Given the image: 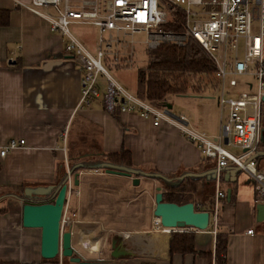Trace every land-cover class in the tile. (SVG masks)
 Masks as SVG:
<instances>
[{
  "label": "crops",
  "instance_id": "crops-1",
  "mask_svg": "<svg viewBox=\"0 0 264 264\" xmlns=\"http://www.w3.org/2000/svg\"><path fill=\"white\" fill-rule=\"evenodd\" d=\"M29 2L0 0V13H8L7 24L0 26V150L11 140L25 141L22 147L0 157V196L8 192L20 193L19 189L24 191L26 188L57 185L59 180L56 179L64 175L60 170H66L70 164L68 154L72 152L71 145L76 147L78 143L82 146L75 148L74 154L109 155L123 150L130 154L131 167L158 172L170 178L186 172L203 173L216 168L213 161L205 159L195 145L166 123L154 126L137 114L115 112L110 115L104 111L101 100L95 101L89 109H77L82 78L79 65L66 53L64 39L50 32L47 22L29 11ZM93 44L95 49V42ZM192 95H182L187 101L179 104L178 115L190 117L194 127L204 130L205 133H201L206 136H216L219 117L218 122L213 118L212 126L203 128L198 125L190 109L198 108V101H195L198 99L195 98L202 97ZM216 104L218 108L217 97ZM261 115L258 152L263 154L264 102ZM66 136L76 137L69 147L63 143ZM255 160L258 170L264 173V157ZM102 175L117 177L104 171H82L78 187L88 179ZM150 182L155 188V181ZM96 184L93 182V185ZM181 187L186 190L192 188L195 208L207 212L214 209L216 191L225 194L218 204L215 238L210 233L211 229L173 234L154 232V194L147 196L143 203L135 194L124 201L125 208L133 207V217L140 214L143 206L148 218L144 227L106 231L93 217L96 212L90 196L86 195L83 199L79 191L75 202L71 201L73 197L69 199L68 208L74 211L78 221L74 225L75 232L83 231L86 239L85 242L82 240V232L77 238L72 236L73 249L83 258L112 259L114 245L113 240L108 242V239L109 234L115 233L118 234L114 237L118 246L116 249L120 246L121 253L114 259L122 263L264 264V210L257 209L259 204H264V199L256 195L254 183L247 175L231 172L226 178L217 174L215 181L187 179ZM0 209L3 210L0 212V264L43 262L40 257V230L22 227L20 203L10 198L3 199L0 200ZM250 230L252 234L247 233ZM102 233L104 235H100ZM219 234L227 241L226 253L221 256L220 262L215 252ZM125 240H129V244ZM144 251L151 255L143 256L141 252Z\"/></svg>",
  "mask_w": 264,
  "mask_h": 264
},
{
  "label": "built area",
  "instance_id": "built-area-1",
  "mask_svg": "<svg viewBox=\"0 0 264 264\" xmlns=\"http://www.w3.org/2000/svg\"><path fill=\"white\" fill-rule=\"evenodd\" d=\"M27 8L47 22L50 32L66 39L65 51L79 65L82 78L77 109H89L101 100L104 111L110 115L137 114L154 126L166 123L195 145L205 159L213 161L217 170L231 164L239 167L253 181L256 195L264 199V173L252 159L261 142L264 0H30ZM176 13L182 18L181 33L164 28ZM70 26L91 27L96 31L94 54L70 33ZM135 35L145 36L147 50L161 44L182 46L189 39L198 43L215 68L220 123L216 136L208 137L192 130L183 115H173L162 105L128 92L109 74L111 69H126L132 64L133 41L129 43L127 39ZM127 49L131 52L125 57L120 52ZM238 77L253 78L257 83L256 93H240L236 99L229 98L230 91L238 86L235 80ZM244 86L249 91L253 89L251 84ZM24 143V140L9 141L0 150V157ZM225 147L240 153L234 155ZM74 188L69 181L60 221V232L68 227L71 237L75 235L72 226L78 221L75 213L66 217V211L69 199L80 195ZM224 198L225 194L217 190L214 209L208 212L207 230L211 229L213 238L217 233L218 204ZM152 230L164 234L199 231L163 228L155 217ZM55 259L51 264H63L60 255Z\"/></svg>",
  "mask_w": 264,
  "mask_h": 264
},
{
  "label": "water",
  "instance_id": "water-1",
  "mask_svg": "<svg viewBox=\"0 0 264 264\" xmlns=\"http://www.w3.org/2000/svg\"><path fill=\"white\" fill-rule=\"evenodd\" d=\"M9 64H11V61H9ZM262 102H264V97ZM164 107L169 111L172 108L168 104ZM259 157H264V153L257 152L252 159H258ZM82 171H104L105 174L130 178L134 186L139 184L140 179L157 181L160 186L155 189L153 216L160 220V225L163 228L170 229L193 228L205 231L209 224L207 211H197L193 203L177 205L164 202V191L179 188L183 181L187 179L192 181L201 179L215 181L217 174L226 178L231 172L237 175L240 174L241 169L231 164L219 170L214 167L212 170L203 173L186 172L175 178H170L158 172H148L123 164H114L103 159L81 160L67 168L57 185L26 188L20 193L8 192L1 195L0 200L10 198L20 203L23 228L40 230V257L44 261H51L60 255L62 258L67 259L70 264H127L115 260L111 255L112 259L108 260H86L74 252L71 246V232H60V221L68 183L71 181L73 187H78V177ZM229 196L230 190L227 191V198ZM257 209L264 210V204H259Z\"/></svg>",
  "mask_w": 264,
  "mask_h": 264
},
{
  "label": "rangeland",
  "instance_id": "rangeland-1",
  "mask_svg": "<svg viewBox=\"0 0 264 264\" xmlns=\"http://www.w3.org/2000/svg\"><path fill=\"white\" fill-rule=\"evenodd\" d=\"M256 28V27H255ZM69 31L72 35H74L78 40L81 41V43L91 52L94 54V42L96 38V33L95 30L91 27H79V26H70ZM255 33V32H254ZM59 35V34H58ZM60 36V35H59ZM61 37V36H60ZM64 39V42L67 43L66 39ZM130 43V41H133V43L130 45V48H132L133 52V61L132 64L129 65L128 68L126 69H111L109 70V74L128 92L136 95L137 92V70L139 68H142L146 65L148 61V53L150 50L145 49V36L144 35H135L133 37H130L127 39ZM121 51V50H120ZM131 52L130 49H127L125 51H121L120 53L126 57ZM236 82L238 83V86L230 91V95L228 96L231 99H236L237 95L240 93H250V94H255L256 93V86L257 83L256 81L251 78V77H238L235 79ZM100 81V77H99ZM215 82V81H214ZM251 84L253 86L252 90H248L244 84ZM209 82H205V79H203V82L201 83L202 86H204V89L199 91V96L202 98H195L198 100V108L190 109L192 111L191 116L193 117V120L197 124L202 126L203 128L209 127L210 125L212 126L213 123L211 121L213 118H216L218 122V117H219V110L217 108L216 104V92L214 89L207 87ZM214 84V83H213ZM207 87V88H206ZM189 92V94H186L188 96H193ZM184 96H176V95H170L166 97L165 99V104L171 105V114L173 115H178L180 114V109H178L179 104L186 102ZM186 114V113H184ZM187 115V114H186ZM189 122L190 126L195 128L193 123L190 121V117H186ZM220 125V123H219ZM196 129V128H195ZM198 130V129H196ZM195 130V131H196ZM205 131L204 130H198L196 132L201 133ZM75 134H78V131L74 132ZM74 139L76 137L66 136L65 139H63V143L67 144L68 147L71 145L72 141L74 142ZM79 146H82L80 143L77 144L76 147L71 145V150L73 151L75 148L77 149ZM227 151L234 155H238L240 153L239 150L231 148V147H225ZM75 156L77 153L74 154V152H71ZM77 160L76 162L81 161ZM86 160V159H84ZM91 160V159H87ZM74 162V163H76ZM73 164V163H72ZM71 164L68 165V167ZM67 170V169H66ZM60 170V173L65 171ZM103 173V172H102ZM62 176H59L58 179L60 180ZM151 180L148 179H142L140 184L138 186H133L132 181H128L125 178H119L118 176H106L102 175L100 177H95V178H90L88 179V182L85 184H80L78 187V192H82L83 199L86 195L90 196V201L93 206V210H95L96 214H93V217L95 220L99 221L101 223L102 228L104 230H124V229H136V228H141L144 227L145 224L148 221V218L146 217L147 214L143 210L142 206V211L140 212L139 215H134L133 207L125 208L124 201L125 199H129L132 194L137 195V197L140 196V203H143L146 201V197L150 196L153 193V186ZM59 182V181H58ZM94 183H97L96 185H93ZM89 183V184H87ZM155 186L158 187L160 186V183L155 181ZM156 187L154 189H156ZM124 199V200H123ZM72 202H75V198L73 197ZM71 213H74L71 209H67L66 211V217L71 215ZM154 218V217H153ZM153 220V219H152ZM75 223L74 225H76ZM99 224V223H98ZM74 225L72 227H74ZM101 226H97L98 229L101 228ZM66 229V228H65ZM65 231H69L68 227ZM64 231V232H65ZM78 231V230H77ZM100 229L98 230V232ZM75 232V230H74ZM79 232V231H78ZM83 233V231H81ZM75 232L76 238L81 234ZM77 233V235H76ZM86 233L82 234V240L85 242V237L83 235ZM104 235V233L100 234ZM116 235L115 233L109 234V239L108 242L112 241V244L115 246L117 244L116 239L114 238ZM143 236H151L150 234H144ZM106 236L104 237V239ZM129 240H125V242H128ZM129 244V242H128ZM143 253V256H150L148 251L141 252ZM84 259L86 260H95V258H88L85 257ZM56 259L51 260V262H47V264H51L55 262ZM41 262L40 264H42ZM63 264H70L67 259H63Z\"/></svg>",
  "mask_w": 264,
  "mask_h": 264
},
{
  "label": "trees",
  "instance_id": "trees-1",
  "mask_svg": "<svg viewBox=\"0 0 264 264\" xmlns=\"http://www.w3.org/2000/svg\"><path fill=\"white\" fill-rule=\"evenodd\" d=\"M7 16L8 13L6 11L0 13V26L7 24ZM164 28L173 33H181L183 31L181 15L176 13L173 20L164 25ZM214 71L213 64L194 40L189 39L182 46L161 44L157 48L149 51L146 65L137 70L136 95L151 103L162 105L165 103L166 97L170 95L181 96L189 94V92L191 94H198L199 91L204 89V86L201 85L203 79H205V82H209L207 87L212 89L216 87V82H214L215 79L213 77ZM68 159L70 164L80 159H103L114 164H123L131 167L130 154L123 150L109 155L96 153L79 156L73 155L70 151ZM21 191L19 189V192ZM192 192V188L186 190L185 187L166 190L163 194V201L177 205L194 204L191 197ZM196 210L199 212L207 211L200 208H196ZM0 212H3V210L0 209ZM151 245L155 247V244L152 242ZM226 245V239L219 234L215 247L218 262L221 261V256L226 253ZM47 262L51 261L43 260V263Z\"/></svg>",
  "mask_w": 264,
  "mask_h": 264
},
{
  "label": "bare ground",
  "instance_id": "bare-ground-1",
  "mask_svg": "<svg viewBox=\"0 0 264 264\" xmlns=\"http://www.w3.org/2000/svg\"><path fill=\"white\" fill-rule=\"evenodd\" d=\"M119 244H120V243H119ZM116 247H118V246H117V245H116V246H113V248H114V249H113V250H114L113 257H114L115 255L117 256V255H118V253H121V252H120V249H119V248H120V246H119L118 250L116 249Z\"/></svg>",
  "mask_w": 264,
  "mask_h": 264
}]
</instances>
